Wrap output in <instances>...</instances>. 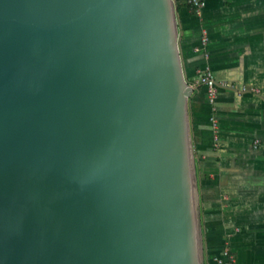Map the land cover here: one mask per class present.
Masks as SVG:
<instances>
[{
	"label": "water",
	"instance_id": "obj_1",
	"mask_svg": "<svg viewBox=\"0 0 264 264\" xmlns=\"http://www.w3.org/2000/svg\"><path fill=\"white\" fill-rule=\"evenodd\" d=\"M174 0H0V264H204Z\"/></svg>",
	"mask_w": 264,
	"mask_h": 264
},
{
	"label": "crops",
	"instance_id": "obj_2",
	"mask_svg": "<svg viewBox=\"0 0 264 264\" xmlns=\"http://www.w3.org/2000/svg\"><path fill=\"white\" fill-rule=\"evenodd\" d=\"M174 3L193 88L204 264H218L225 247L237 264H264V0H205L200 16L188 0ZM206 67L228 83L213 104L198 82Z\"/></svg>",
	"mask_w": 264,
	"mask_h": 264
},
{
	"label": "built area",
	"instance_id": "obj_3",
	"mask_svg": "<svg viewBox=\"0 0 264 264\" xmlns=\"http://www.w3.org/2000/svg\"><path fill=\"white\" fill-rule=\"evenodd\" d=\"M188 3L192 6L197 15L202 14V10L205 6V0H188ZM206 31H204L203 43L206 44L208 38L206 36ZM199 84L206 86L208 90V95L210 98V102L215 103L220 89L222 87L228 86L226 82H218L215 78L213 70L210 67H206L201 71L200 77L198 79ZM213 124L216 126V119L212 118ZM218 264H237V259L235 254L230 250L229 247L223 248L222 252L215 258Z\"/></svg>",
	"mask_w": 264,
	"mask_h": 264
}]
</instances>
